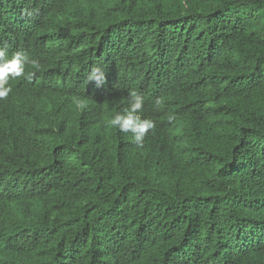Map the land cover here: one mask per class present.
<instances>
[{"label": "trees", "instance_id": "obj_1", "mask_svg": "<svg viewBox=\"0 0 264 264\" xmlns=\"http://www.w3.org/2000/svg\"><path fill=\"white\" fill-rule=\"evenodd\" d=\"M78 24H100L103 84L34 75L0 100L19 124L0 142V264H264V0H0L9 57ZM131 90L156 122L142 148L108 126Z\"/></svg>", "mask_w": 264, "mask_h": 264}, {"label": "clouds", "instance_id": "obj_2", "mask_svg": "<svg viewBox=\"0 0 264 264\" xmlns=\"http://www.w3.org/2000/svg\"><path fill=\"white\" fill-rule=\"evenodd\" d=\"M104 15L103 10L99 16ZM99 25L86 26L78 24L77 30H83L86 35L79 32L76 35L74 33L70 34V31H68L51 37L49 40L46 39L47 36H41L32 41L30 45L23 41L22 44L32 59L22 51H17L9 57L7 47L0 46V100L7 99L13 91L9 83L10 80L31 79L34 75H36L38 82L31 89L36 91H57L58 86L71 79L82 77L87 70H90L87 75V82L94 81L97 86L103 84L105 65L99 63L98 57L90 50L88 43L95 36ZM58 44L63 45L60 49H55V45ZM44 51H47L49 56L54 55V57L49 63L40 65L36 57L43 54ZM80 53L88 58L83 60L85 67L75 69L73 66L76 65ZM66 61L70 62L69 71L66 68ZM28 65L31 66L32 71H26ZM62 71H64V74H60ZM45 106L47 110H50L56 105L46 101ZM77 106L82 110L87 107V103L80 100ZM164 107V102L161 99L155 101L154 109L156 111H160ZM15 108L16 106L9 113L0 114V142L10 144L12 141L9 135L13 134L15 127L19 125L15 122ZM144 108V96L136 90H131L128 93V106L115 113L108 121V126L130 136L131 142H134L138 148L143 147L145 137L150 130H154L156 127L154 120L143 115ZM32 111H36V106H33ZM168 118L172 119L171 115Z\"/></svg>", "mask_w": 264, "mask_h": 264}]
</instances>
